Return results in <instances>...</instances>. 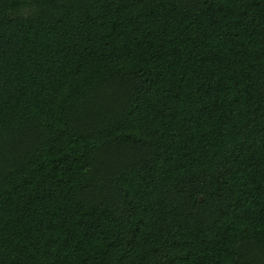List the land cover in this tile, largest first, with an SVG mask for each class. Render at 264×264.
Instances as JSON below:
<instances>
[{"label": "trees", "instance_id": "trees-1", "mask_svg": "<svg viewBox=\"0 0 264 264\" xmlns=\"http://www.w3.org/2000/svg\"><path fill=\"white\" fill-rule=\"evenodd\" d=\"M0 264H264V0H0Z\"/></svg>", "mask_w": 264, "mask_h": 264}]
</instances>
